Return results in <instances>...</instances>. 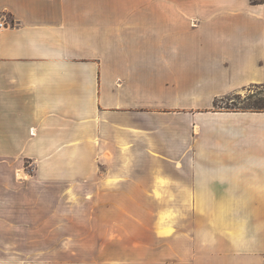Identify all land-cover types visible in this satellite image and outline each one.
Instances as JSON below:
<instances>
[{"label":"crops","instance_id":"0c3cea01","mask_svg":"<svg viewBox=\"0 0 264 264\" xmlns=\"http://www.w3.org/2000/svg\"><path fill=\"white\" fill-rule=\"evenodd\" d=\"M1 21L0 264H264V111L214 103L264 83L262 0H0ZM91 170L113 177L50 181Z\"/></svg>","mask_w":264,"mask_h":264},{"label":"rangeland","instance_id":"374dc122","mask_svg":"<svg viewBox=\"0 0 264 264\" xmlns=\"http://www.w3.org/2000/svg\"><path fill=\"white\" fill-rule=\"evenodd\" d=\"M253 96L252 101H255L257 99H264V83L261 84H251L249 86H246L245 88L233 92L231 94L223 96V101L219 102V105L226 107V106H234L232 103L233 100H235L238 106H241L240 100L245 98L246 96ZM19 170H22L23 175L18 177V181L22 184L25 183H42L46 182L45 179H42L38 176V170H36V163L33 160L26 159L23 161V166L19 168ZM109 171L110 170H102V175L95 176L93 170L89 171L88 174H76L73 176H70L69 179H53L50 181L54 182H67V183H78V182H86V184L92 185L96 180L106 182L108 181L109 177ZM27 175V176H24ZM101 177V178H100ZM113 177V176H112ZM144 183L145 184H151L154 180V175L151 173L145 176ZM125 180V177L124 179ZM140 181V180H139ZM44 193V192H43ZM90 195L93 197V192H90Z\"/></svg>","mask_w":264,"mask_h":264},{"label":"trees","instance_id":"16d2710c","mask_svg":"<svg viewBox=\"0 0 264 264\" xmlns=\"http://www.w3.org/2000/svg\"><path fill=\"white\" fill-rule=\"evenodd\" d=\"M264 2V0H262ZM253 99V96H246L245 98L240 100V104H242L241 106H238L237 103H235L236 101L233 100L232 103L234 104V106H226L223 107L221 105H219V102L223 101V97H217L215 99V108L218 109H233V110H252V111H264V99H257L255 101L251 100Z\"/></svg>","mask_w":264,"mask_h":264},{"label":"built area","instance_id":"2783aa9c","mask_svg":"<svg viewBox=\"0 0 264 264\" xmlns=\"http://www.w3.org/2000/svg\"><path fill=\"white\" fill-rule=\"evenodd\" d=\"M0 25H1V26H3V25H4V22H3V21H1V22H0Z\"/></svg>","mask_w":264,"mask_h":264}]
</instances>
